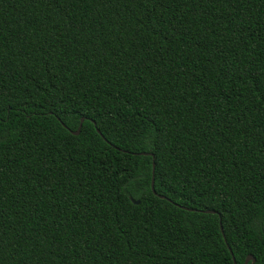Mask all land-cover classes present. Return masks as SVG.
I'll use <instances>...</instances> for the list:
<instances>
[{"label":"trees","instance_id":"obj_1","mask_svg":"<svg viewBox=\"0 0 264 264\" xmlns=\"http://www.w3.org/2000/svg\"><path fill=\"white\" fill-rule=\"evenodd\" d=\"M231 252L264 264V0H0V264Z\"/></svg>","mask_w":264,"mask_h":264},{"label":"water","instance_id":"obj_2","mask_svg":"<svg viewBox=\"0 0 264 264\" xmlns=\"http://www.w3.org/2000/svg\"><path fill=\"white\" fill-rule=\"evenodd\" d=\"M83 122H84V118L81 120V123H80V125H79V128H78V130L76 131V132H73V134H75V135H79L80 134V132H81V128H82V125H83ZM97 132L101 135V132L97 129ZM152 155V154H151ZM153 166H154V168H155V165L153 164ZM152 190H153V192L154 193H156L155 192V187H154V179H153V181H152ZM162 198H165V197H163V196H161ZM189 210H191V209H189ZM206 213H212V214H215L216 212L215 211H205ZM231 251V250H230ZM232 253V252H231ZM232 256H233V253H232ZM233 261H234V264H237V262H236V259H235V257L233 256ZM250 261H252V264H255V262H256V260H255V258L253 257V256H251V255H249L248 257H247V260H246V262H245V264H248Z\"/></svg>","mask_w":264,"mask_h":264}]
</instances>
